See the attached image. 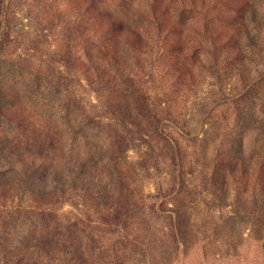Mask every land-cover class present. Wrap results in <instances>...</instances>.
I'll return each instance as SVG.
<instances>
[{
	"label": "rangeland",
	"instance_id": "rangeland-1",
	"mask_svg": "<svg viewBox=\"0 0 264 264\" xmlns=\"http://www.w3.org/2000/svg\"><path fill=\"white\" fill-rule=\"evenodd\" d=\"M0 264H264V0H0Z\"/></svg>",
	"mask_w": 264,
	"mask_h": 264
},
{
	"label": "trees",
	"instance_id": "trees-1",
	"mask_svg": "<svg viewBox=\"0 0 264 264\" xmlns=\"http://www.w3.org/2000/svg\"><path fill=\"white\" fill-rule=\"evenodd\" d=\"M114 27L116 28L117 26L116 25H114ZM118 31H120V30H118ZM35 171V173H37L38 171L37 170H34ZM3 179H5L4 177H3Z\"/></svg>",
	"mask_w": 264,
	"mask_h": 264
}]
</instances>
